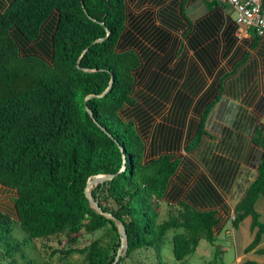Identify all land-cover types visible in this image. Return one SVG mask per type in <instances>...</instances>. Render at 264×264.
I'll list each match as a JSON object with an SVG mask.
<instances>
[{"label":"trees","instance_id":"trees-1","mask_svg":"<svg viewBox=\"0 0 264 264\" xmlns=\"http://www.w3.org/2000/svg\"><path fill=\"white\" fill-rule=\"evenodd\" d=\"M203 1L207 11L198 22L186 13L188 0L180 1L179 15L171 5L160 11V17L168 28L181 29L182 40L171 47H176L175 58L182 57L185 48L195 50L202 65L211 69L235 43L236 25L228 15L223 19L224 4ZM127 19L126 0H0V185L15 190L12 211L0 209L4 255L22 252L30 240L64 234L69 244L64 255L81 254L83 264H112L120 236L106 212L121 220L126 230L127 248L117 264H125L140 249H152L155 264H163L164 236L169 230L174 231L173 256L180 262L196 250L200 239L216 240L220 217L215 209L199 210L178 200L177 211L157 221L159 202L180 160L170 153L144 160V141L134 120L121 115L128 105L133 108L129 114L144 115L133 99L136 72L157 56L147 47L136 50V36L125 33ZM141 25L136 29L142 31ZM144 31L147 37V28ZM159 34L151 39L162 49L171 35L163 29ZM258 38L253 34L250 48ZM172 56L170 51L160 58L158 68L166 70ZM183 63L178 60L173 74L180 73ZM231 72L220 75L216 94L201 109L193 137L198 143L208 135L205 120ZM193 73L182 84L191 94L203 86ZM111 76L109 90L98 96ZM158 77L153 74L148 88L163 98L175 80L167 77L160 87ZM90 94L95 96L86 99V105L93 116L84 103ZM252 141L262 149L257 174L235 205L231 224L237 228L248 218L252 239L244 252L254 250L264 257L260 245L264 222L255 207L259 198L264 199V127H256ZM120 147L127 158L123 171H119ZM106 173L117 174L91 189L99 213L84 191L89 177ZM13 220L26 233L21 240L12 235ZM95 232L100 234L87 244H77L82 233ZM241 264L264 263L247 258Z\"/></svg>","mask_w":264,"mask_h":264},{"label":"rangeland","instance_id":"rangeland-1","mask_svg":"<svg viewBox=\"0 0 264 264\" xmlns=\"http://www.w3.org/2000/svg\"><path fill=\"white\" fill-rule=\"evenodd\" d=\"M171 4V0H163L162 4L159 6L151 3L150 0H126L128 19L125 33L130 32L136 36L138 45H134V47L136 50H139V52H141V48L144 49L147 47L157 54L155 59L146 69L142 70L141 68L136 72L137 84L134 89L133 99L136 101L138 109L142 111L144 115L142 118L139 116L138 118L136 115L129 114L130 111L133 110L130 105L126 106L121 112L123 117L132 118L136 124L144 141V160H148L153 156L164 153V145L171 143H173L172 148L177 149L175 151H170V153L175 158L181 159L180 150H184V148H182V142L184 140L186 127L189 126L191 121L198 124L201 112L200 109H202L204 104L200 105L198 96L187 92L182 87L184 73H179L178 75L173 74V69L178 62L177 59L179 57L175 58L176 56H174L176 49H171V39L164 43L162 49H159L151 39V35L153 34L152 31L155 28L166 30L171 35L170 38L173 40L175 39L177 42L181 39V29H170L160 20V11L167 6H171ZM229 10L231 12L227 15L233 20L236 13L230 7ZM206 11V3L202 0L195 3L192 2V0L187 2L186 13L193 19H196L200 15L202 16ZM225 11L227 12V10ZM137 24H142V31L136 29L135 25ZM145 28H147V37H144L143 34ZM148 37L150 40H148ZM184 42H186L185 39ZM170 51L173 56L171 61L166 64V70L158 68L160 58L164 57ZM182 55L187 59L194 60L193 50L184 49ZM225 57L220 60V69H223L224 65L227 63ZM195 59L197 58L195 57ZM226 66L229 67L228 65ZM154 73L159 74L156 84L160 87L164 86V83H167L166 80L170 78V76L176 81L171 83V85L169 84L170 88L163 98L162 95H158L156 92L149 90L148 88V81H150ZM202 75L205 82L208 83L210 81L208 74L203 73ZM251 77H253V75ZM199 81L201 82V80ZM198 105H200V107H198ZM211 128L215 129L213 132L217 135L216 139H219L221 136L219 135V131L216 128ZM215 131L217 132L215 133ZM221 132L227 133L226 136H223V139H226L228 144L232 145V142L236 141V136H234V134L232 135V130L224 129ZM195 135L196 129L192 136L194 137ZM203 136L204 135H202V137ZM216 139H210L209 142L214 144L218 141L219 143L220 139ZM197 145L198 141H196V138H192L185 143L184 147L186 151H191L195 149ZM238 152L239 149L232 150V157L234 159L238 156ZM13 197V194H11V192L9 193V190L0 186V209L10 211L13 208ZM259 206L260 205L257 206V210L260 214L259 219L264 222V210ZM177 208V203L169 204L160 201L157 221L162 222L167 219L169 213H174L177 211ZM11 214L13 213L11 212ZM231 219L232 217L230 216L225 218V222L223 221L224 225L221 224L222 226L215 229L218 235L216 236L214 243H210L206 239H200L196 250L188 255L183 262L176 260L172 253V235L174 231H167L164 236V246L162 248L163 264H230L235 259L236 251H238V248H240L242 244L241 242H238L237 244L234 242L235 233H241L242 236H244V245L248 244L252 234L249 226L250 223L248 222L249 220L244 219L239 224L238 231L235 232L231 224ZM99 234L100 232L92 234L82 233L77 244L83 246ZM12 235L19 240L26 235L14 220L12 221ZM66 240L67 238L64 234L33 239L24 246L22 252H17L11 257L4 255L0 248V264H83V255L81 254L64 255L62 251L69 246ZM222 247L225 248L224 251L221 250ZM216 249H219V251ZM244 258L245 257L241 259ZM155 263V255L152 249H140L125 260V264Z\"/></svg>","mask_w":264,"mask_h":264},{"label":"crops","instance_id":"crops-1","mask_svg":"<svg viewBox=\"0 0 264 264\" xmlns=\"http://www.w3.org/2000/svg\"><path fill=\"white\" fill-rule=\"evenodd\" d=\"M180 1L171 0V5L175 8V12L178 15ZM188 1L190 2V0ZM197 1L200 0H192L194 3ZM221 9H223V19L227 20L226 15L231 12L229 7L225 5V8L222 7ZM200 18L201 15L196 18V22ZM252 37V32L238 33L236 25L234 33L235 43L225 55L226 57L224 56L227 59V63L223 69H220V64L211 69H206L196 57L195 50H193L194 60L187 59L184 55L177 59V61L179 59L184 60L180 71V73H184L183 83L194 74L195 66L199 68V74H195L193 78L198 82L201 80L203 86L193 95L198 96L200 105L205 104L214 97L220 75L233 70L231 74L224 78L223 91L220 98L213 105L205 120L204 127L208 135H204L197 147L191 151H186L184 145L193 138L192 134L197 128L195 126L190 127V124L186 127L182 142L184 150H180L181 159L178 158L180 163L175 173L171 176L161 200L169 204L182 200L199 210L215 209L220 217L217 227L224 225L223 221L225 218L232 217L235 205L243 197L248 185L256 177L257 164L262 152L261 147L252 141V136L257 126L264 127V36L259 37L255 46L250 48ZM170 45L172 47V44ZM171 49L175 50L176 47ZM185 50L190 49L185 48ZM245 53H248L247 59L234 68L235 63ZM221 58H219V63ZM203 73L208 74L210 77L208 83L205 82ZM252 75L253 77H251ZM170 78L172 77L170 76ZM211 127L219 131V135H221L219 143L218 141L214 144L209 142L210 139H216L217 137L213 132L215 129ZM224 129L232 130V135L236 136V141L232 142V145L228 144L226 139H223V136L227 135V133L221 132ZM172 145L173 143L164 145V153H170V151L177 149H173ZM236 149H239V152L234 159L232 150ZM10 192L13 196L15 195V190H9ZM258 205L264 210L263 198H259L256 201V209ZM245 220L249 219L246 218ZM233 230L237 232L238 227H233ZM251 239L252 234L249 242ZM234 242L236 244L241 242L242 244L236 251L235 259L230 264H241L247 258L264 263V257L256 255L254 250L247 253L244 252L246 244H243L244 236L241 233H235ZM260 245L264 246V235ZM224 249V247L221 248L222 251ZM243 257L245 258L241 259Z\"/></svg>","mask_w":264,"mask_h":264},{"label":"built area","instance_id":"built-area-1","mask_svg":"<svg viewBox=\"0 0 264 264\" xmlns=\"http://www.w3.org/2000/svg\"><path fill=\"white\" fill-rule=\"evenodd\" d=\"M229 6L236 15L238 33L252 32L264 36V0H218Z\"/></svg>","mask_w":264,"mask_h":264},{"label":"water","instance_id":"water-1","mask_svg":"<svg viewBox=\"0 0 264 264\" xmlns=\"http://www.w3.org/2000/svg\"><path fill=\"white\" fill-rule=\"evenodd\" d=\"M102 39L103 38H101L99 40H102ZM112 81H113V77L111 76V79L109 81L108 87L100 95H98V96H101V95L105 94L109 90V88H110V86L112 84ZM93 96H95V95L94 94H90V95H87L85 97V99H84L85 109L90 114V116H93V115H92V112L89 109V107L86 105V99L91 98ZM94 122L95 123H98L96 120H94ZM120 151L122 153L124 152L122 147H120ZM126 160H127V158H126V156L123 153L122 166H121V168H120L119 171H123L126 168ZM116 174L117 173H115V174H108V173H106V174H96V175H94L92 177H89L88 180H87V182H86V187H85V191H84L85 192V196L88 199V202H89L90 206L93 207L94 209H96L99 213H102V210L99 207L97 200L92 198V196H91V189L95 185H97L98 183H103L106 180H109V179L113 178ZM104 215H106L107 217L112 218L115 221V223L117 225V228H118V233H119V236H120V246H119V248L117 250V253L115 255L114 261L112 263V264H117V261H118L119 257L122 254H124V252H125V250L127 248V235H126V230H125V227H124L123 222L121 220L113 217L111 213L106 212V213H104Z\"/></svg>","mask_w":264,"mask_h":264},{"label":"flooded vegetation","instance_id":"flooded-vegetation-1","mask_svg":"<svg viewBox=\"0 0 264 264\" xmlns=\"http://www.w3.org/2000/svg\"><path fill=\"white\" fill-rule=\"evenodd\" d=\"M152 33H153V36H154V33L156 34V35H158V36H160V34H159V29H157V28H155V29H153V31H152ZM169 39H171V44H172V46L173 45H175V42L176 41H174L172 38H169ZM169 41V40H168ZM169 50V49H168ZM194 71H195V73L198 75L199 74V68L197 67V66H195L194 67ZM199 106V105H198ZM193 126H195V128H197V124H195L193 121H191V123H190V127H193Z\"/></svg>","mask_w":264,"mask_h":264}]
</instances>
